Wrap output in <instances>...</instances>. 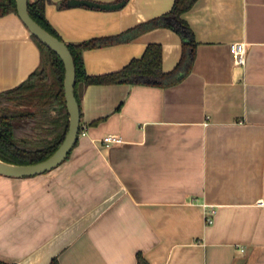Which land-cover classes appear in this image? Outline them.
<instances>
[{
	"label": "crops",
	"instance_id": "obj_1",
	"mask_svg": "<svg viewBox=\"0 0 264 264\" xmlns=\"http://www.w3.org/2000/svg\"><path fill=\"white\" fill-rule=\"evenodd\" d=\"M59 1L44 14L73 43L120 33L173 3L107 10ZM181 17L195 48L180 80L78 84L85 133L66 159L36 175L0 174V261L136 264L140 253L148 264H264V0H196ZM236 41L246 45L244 65L233 63ZM151 42L170 71L182 45L167 26L84 49V70L116 71ZM39 63L18 15H0V91ZM109 133L121 141L104 144Z\"/></svg>",
	"mask_w": 264,
	"mask_h": 264
},
{
	"label": "trees",
	"instance_id": "obj_2",
	"mask_svg": "<svg viewBox=\"0 0 264 264\" xmlns=\"http://www.w3.org/2000/svg\"><path fill=\"white\" fill-rule=\"evenodd\" d=\"M47 1L50 0H28V12L47 31L62 39L45 17L44 6ZM195 1L173 0L169 11L117 34L92 37L77 43L62 39L74 61V93L79 112L80 83L127 82L168 85L177 82L188 73L194 58L195 41L181 15ZM11 11L17 14L15 0H0V15ZM168 17L171 19V25L166 22ZM156 26L170 27L181 38V55L170 71L162 70L160 43L151 42L146 45L141 56L131 58L116 71L98 75L86 74L82 61L84 49L130 40L139 32ZM31 36L40 51L38 67L17 86L0 91V159L16 164L35 163L48 157L60 144L68 127V112L63 91V62L32 33ZM0 264L10 263L0 261ZM49 264L59 263L57 258L53 257ZM136 264L148 263L140 253H137Z\"/></svg>",
	"mask_w": 264,
	"mask_h": 264
},
{
	"label": "water",
	"instance_id": "obj_3",
	"mask_svg": "<svg viewBox=\"0 0 264 264\" xmlns=\"http://www.w3.org/2000/svg\"><path fill=\"white\" fill-rule=\"evenodd\" d=\"M126 0L100 2L95 0H66L59 1L58 6H87L100 9H117ZM16 12L23 24L40 42L52 49L62 60L64 66L63 91L65 106L68 112L67 131L57 148L45 159L30 164H16L0 159V174L14 177L31 176L46 172L66 159L68 153L76 143L79 135L80 112L74 93L75 66L73 57L62 39H59L42 27L28 12V0H15ZM171 25V19L166 18Z\"/></svg>",
	"mask_w": 264,
	"mask_h": 264
},
{
	"label": "built area",
	"instance_id": "obj_4",
	"mask_svg": "<svg viewBox=\"0 0 264 264\" xmlns=\"http://www.w3.org/2000/svg\"><path fill=\"white\" fill-rule=\"evenodd\" d=\"M230 51L233 59V63L236 65H244L246 62V45L242 41L232 42L230 45ZM85 133V127L79 129V135ZM101 141L104 144L114 143L121 141V138L117 134H106L101 138ZM210 213H213V209L210 210ZM207 222L212 221L211 214L205 217Z\"/></svg>",
	"mask_w": 264,
	"mask_h": 264
}]
</instances>
